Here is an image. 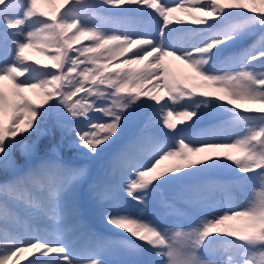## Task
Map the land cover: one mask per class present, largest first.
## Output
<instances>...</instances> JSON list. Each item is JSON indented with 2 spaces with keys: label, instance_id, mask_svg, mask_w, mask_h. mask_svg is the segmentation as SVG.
I'll use <instances>...</instances> for the list:
<instances>
[{
  "label": "snow or ice",
  "instance_id": "1",
  "mask_svg": "<svg viewBox=\"0 0 264 264\" xmlns=\"http://www.w3.org/2000/svg\"><path fill=\"white\" fill-rule=\"evenodd\" d=\"M0 169V264H264V0H0ZM220 170L258 192L178 215L163 190Z\"/></svg>",
  "mask_w": 264,
  "mask_h": 264
},
{
  "label": "rangeland",
  "instance_id": "2",
  "mask_svg": "<svg viewBox=\"0 0 264 264\" xmlns=\"http://www.w3.org/2000/svg\"><path fill=\"white\" fill-rule=\"evenodd\" d=\"M55 6L56 5H49L48 7ZM176 15L182 16V14L180 13H176ZM127 19L135 22L139 18L134 15H129ZM31 55H33L34 58L43 59V57L41 58L37 53H31ZM178 63V61L172 62L174 69ZM214 115L220 117L221 119L224 118V114L218 111L214 113ZM217 123L219 124L220 121H217ZM207 128V123L201 122L196 131L197 133H199L200 130ZM212 134H214L219 141L223 142H231V138H233L232 128L226 125L215 128ZM16 153L17 155H19L18 152ZM76 162L78 164H89L93 174H95L96 169L99 166L96 162L87 161L83 158L78 159ZM0 172H2L3 175H11L10 172L6 173L2 169H0ZM3 175L2 178L0 177V181H3L7 177H4ZM207 181H215V183H208ZM196 183L199 185L197 189H185L184 193H182L181 191L183 187L178 186L170 187L163 190L164 193L174 203L178 215H183L189 218H198L201 214V211H203L204 214H207V209L197 210L194 204L189 202L197 199L205 200L209 205H211V207L216 208L217 210L227 207L230 202H236L240 204L246 203L250 197L254 196V194L258 192L260 186L259 180L251 181L244 185H238L234 182V177L228 170H220L217 173L212 174L211 176L204 177L202 180L197 181ZM0 199H2V197H0ZM79 218L80 222L85 226L87 222L93 223L92 220L98 221L101 219L98 213L96 212L95 207L89 197V193L87 191L86 186L85 189L82 190L80 193ZM228 223L240 224L241 222L229 221ZM2 224L3 222L0 221V227H2ZM26 226L35 227L33 221L30 218L24 216L21 218L18 216L16 222L10 223L9 230L23 232ZM88 227V230L91 232L101 234L105 237L113 236V232L111 231L112 229L110 226L105 225V230H103V228L100 229L94 226L93 224ZM65 235H69L76 242L78 247L83 246L85 243V241L80 238L78 233L65 232ZM213 248L215 249V251L202 254V258L216 260L224 256L223 250L219 246V244L213 245Z\"/></svg>",
  "mask_w": 264,
  "mask_h": 264
},
{
  "label": "bare ground",
  "instance_id": "3",
  "mask_svg": "<svg viewBox=\"0 0 264 264\" xmlns=\"http://www.w3.org/2000/svg\"><path fill=\"white\" fill-rule=\"evenodd\" d=\"M23 217V216H20L19 214H17V217ZM92 222H93V225L94 226H96V227H98V228H103V230H105L106 229V227H105V224L103 223V221H101V219L100 220H98V221H95V220H92ZM110 230V229H109ZM112 231V230H111ZM20 264H26V261H25V259L24 258H21V261H20Z\"/></svg>",
  "mask_w": 264,
  "mask_h": 264
},
{
  "label": "trees",
  "instance_id": "4",
  "mask_svg": "<svg viewBox=\"0 0 264 264\" xmlns=\"http://www.w3.org/2000/svg\"><path fill=\"white\" fill-rule=\"evenodd\" d=\"M41 58H42V57H41ZM45 143H47L46 140L42 142V144H45ZM63 155H64L65 157H67V156L71 155V153L68 152L67 150H64V151H63ZM15 156H16V159L19 161V160H20V156L17 155V153H15ZM4 173H5V172H4ZM2 175H3V173L0 172V177H1V178H2ZM3 176L5 177V176H7V174H6V175H3ZM4 177H3V178H4ZM259 185H260V184H259Z\"/></svg>",
  "mask_w": 264,
  "mask_h": 264
}]
</instances>
